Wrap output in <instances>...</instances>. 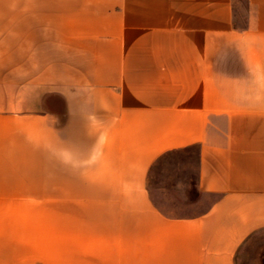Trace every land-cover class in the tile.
<instances>
[{"label":"crops","instance_id":"1","mask_svg":"<svg viewBox=\"0 0 264 264\" xmlns=\"http://www.w3.org/2000/svg\"><path fill=\"white\" fill-rule=\"evenodd\" d=\"M0 264H264V0H0Z\"/></svg>","mask_w":264,"mask_h":264},{"label":"rangeland","instance_id":"2","mask_svg":"<svg viewBox=\"0 0 264 264\" xmlns=\"http://www.w3.org/2000/svg\"><path fill=\"white\" fill-rule=\"evenodd\" d=\"M151 192L155 203L173 216L205 210L214 200L197 190V148L170 153L154 167Z\"/></svg>","mask_w":264,"mask_h":264}]
</instances>
